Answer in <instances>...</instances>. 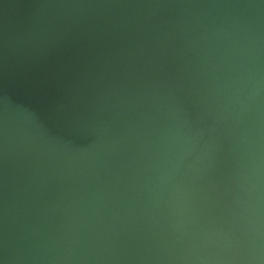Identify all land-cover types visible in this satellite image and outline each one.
I'll use <instances>...</instances> for the list:
<instances>
[{
  "label": "water",
  "instance_id": "water-1",
  "mask_svg": "<svg viewBox=\"0 0 264 264\" xmlns=\"http://www.w3.org/2000/svg\"><path fill=\"white\" fill-rule=\"evenodd\" d=\"M0 264H264V0H0Z\"/></svg>",
  "mask_w": 264,
  "mask_h": 264
}]
</instances>
